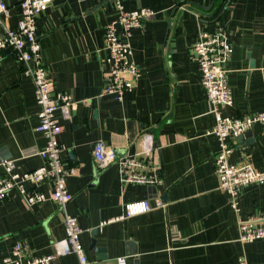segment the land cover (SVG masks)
<instances>
[{
	"label": "crops",
	"instance_id": "0c3cea01",
	"mask_svg": "<svg viewBox=\"0 0 264 264\" xmlns=\"http://www.w3.org/2000/svg\"><path fill=\"white\" fill-rule=\"evenodd\" d=\"M0 33L15 29L17 0H0ZM127 11L148 8L154 17L132 31L131 60L140 70L120 100L104 94L108 52L104 26L116 16L114 0H52L37 19L41 59L53 89L70 98L67 116L55 112L63 130L58 140L72 195L67 212L82 229L80 243L90 264H264V238L241 243L237 223L264 217V182L245 186L237 199L218 188L214 154L217 139L207 132L214 114L200 82L191 47L200 31L221 30L232 45L224 67L232 103L221 115L243 118L264 112V0H119ZM39 107L30 75L5 50L0 61V160H13L20 173L44 164L45 146L36 130ZM232 140L229 161L264 170L260 124ZM245 133V132H244ZM101 141L116 155L146 153L161 184L122 186L117 163L99 169L93 148ZM142 156V157H141ZM3 171L0 168V177ZM27 189L30 185L26 186ZM50 182L37 189L48 193ZM161 200L164 208L121 218L123 204ZM63 213L53 201L29 207L18 195L0 201V264L14 259L12 247L26 243L30 254H55L64 239ZM49 264H79L58 256Z\"/></svg>",
	"mask_w": 264,
	"mask_h": 264
},
{
	"label": "built area",
	"instance_id": "2783aa9c",
	"mask_svg": "<svg viewBox=\"0 0 264 264\" xmlns=\"http://www.w3.org/2000/svg\"><path fill=\"white\" fill-rule=\"evenodd\" d=\"M52 0H17L20 18L15 29H5L0 33V61L2 53L9 50L23 72L30 75L34 87L36 103L39 107L36 130L45 139V146L37 152L44 164L33 171L20 173L13 160H0L3 171L0 177V201L18 195L29 206H35L45 201H53L63 213L64 239L54 243L55 254L34 257L30 254L28 245L16 242L12 247L14 259L5 262L16 264H49L58 256L74 254L79 264H90L80 243L82 229L75 216L67 212V205L72 195L66 186V178L75 173V168L65 167L61 153L65 150L58 140L63 127L56 118L55 112L62 111L67 116L70 98L63 93L54 91L47 77L38 43L36 23L38 17L47 10ZM116 16L104 26V47L108 52L106 58L107 70L104 74V94L112 95L120 100L134 87L140 75L137 65L131 60L130 38L132 31L144 27V23L154 17L155 12L148 8H137L127 11L114 0ZM8 9L0 1V16ZM191 52L197 62L200 82L206 93V99L214 114L215 125L207 134L213 135L219 149L214 154L215 174L218 188L230 195L231 205L237 210V199L240 191L253 183L264 182V170L255 169L250 163L234 164L229 161L232 151V140L254 124L262 127L264 137V112L248 115L243 118H230L221 115L219 108L232 103L231 91L228 86L227 71L224 64L232 52V45L221 30L214 32L200 31L191 47ZM143 159L138 155H116L114 149L106 147L98 141L93 148V158L99 169L106 168L112 162L119 166L122 186L129 183L161 184L156 166L146 153ZM141 156V157H142ZM50 182L48 193L37 189L42 183ZM27 185L30 188L27 189ZM121 218L148 212L154 208H164L166 203L161 200H137L124 203ZM241 243H249L264 238V217H249L237 223ZM113 264H127L126 256L114 259ZM236 264H247L239 258Z\"/></svg>",
	"mask_w": 264,
	"mask_h": 264
},
{
	"label": "water",
	"instance_id": "95a60500",
	"mask_svg": "<svg viewBox=\"0 0 264 264\" xmlns=\"http://www.w3.org/2000/svg\"><path fill=\"white\" fill-rule=\"evenodd\" d=\"M248 133H249V132H245V133L239 135V136L237 137V139L239 140V139H241V138L244 137V136H248V135H249Z\"/></svg>",
	"mask_w": 264,
	"mask_h": 264
}]
</instances>
